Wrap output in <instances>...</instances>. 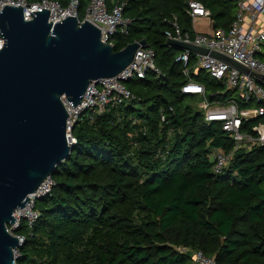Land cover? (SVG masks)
<instances>
[{
  "label": "trees",
  "instance_id": "1",
  "mask_svg": "<svg viewBox=\"0 0 264 264\" xmlns=\"http://www.w3.org/2000/svg\"><path fill=\"white\" fill-rule=\"evenodd\" d=\"M88 1L79 0V18ZM196 1L216 27L234 19L231 0ZM122 2L132 24L116 48L144 39L164 77L130 80L137 100L81 115L32 228L22 221L16 231L24 238L16 264H194L179 248L216 264H264V148L236 151L213 171L214 153L233 144L187 104L178 51L164 46V19L190 30L187 0H107ZM195 80L214 86L201 72Z\"/></svg>",
  "mask_w": 264,
  "mask_h": 264
},
{
  "label": "water",
  "instance_id": "2",
  "mask_svg": "<svg viewBox=\"0 0 264 264\" xmlns=\"http://www.w3.org/2000/svg\"><path fill=\"white\" fill-rule=\"evenodd\" d=\"M30 15L32 19L24 21L21 7L0 11V264H13V251L20 247L7 231L15 223L13 213L25 207L28 196L72 152L63 99L78 106L91 82L117 76L137 49L146 47L142 39L116 51L102 43L100 31L86 21L79 25L68 16L52 24L46 9ZM164 46L208 53L171 40Z\"/></svg>",
  "mask_w": 264,
  "mask_h": 264
},
{
  "label": "built area",
  "instance_id": "3",
  "mask_svg": "<svg viewBox=\"0 0 264 264\" xmlns=\"http://www.w3.org/2000/svg\"><path fill=\"white\" fill-rule=\"evenodd\" d=\"M235 4L234 19L226 27H212L210 11L199 1L187 0V14L191 19V28L183 32L178 22L164 19L170 26L164 31V45L167 41H176L207 50L208 53L178 52L175 62L181 66L183 84L181 93L192 98H199L198 112L204 122L216 123L231 140L233 148L226 152L218 149L214 153V172L222 170L239 150L251 151L264 148V61L259 55L264 54V0H231ZM125 3L108 6L107 0H89L83 17L79 18V0H0V11L4 6L21 7L24 21H30L31 12L49 10V22L52 24L75 17L80 25L84 21L100 31L101 42L110 48H116V37L126 35L132 24L129 17L123 15ZM196 19H207L212 27L210 33H198L194 28ZM138 42V41H135ZM3 39L0 38V50ZM171 48L169 46H166ZM210 53H216L230 59L240 67H235ZM154 50L146 43L139 47L131 63L117 76L91 82L81 103L72 107L63 99L68 112L67 134L68 145H73L72 128L80 121L81 115L87 111L93 116L103 115L109 107L127 101L137 100L127 88V82L133 79H145L148 75L164 77L162 70L156 65ZM206 74L214 86H210V98L205 86L195 80L198 73ZM221 96V98H220ZM163 120V118H162ZM54 182L47 177L37 190L28 196L25 207L13 213L15 223L7 227V231L18 239L19 248L13 251L16 264L19 249L24 243L22 236L16 235L21 222L31 229L37 212L34 207L37 201L49 196ZM190 252L194 264H216L213 257L200 250L179 248Z\"/></svg>",
  "mask_w": 264,
  "mask_h": 264
},
{
  "label": "rangeland",
  "instance_id": "4",
  "mask_svg": "<svg viewBox=\"0 0 264 264\" xmlns=\"http://www.w3.org/2000/svg\"><path fill=\"white\" fill-rule=\"evenodd\" d=\"M208 23L209 21L207 19H196L193 25L198 33H210L212 27ZM209 92L210 91H208V93ZM187 104H189L192 109L196 110L199 104V98L195 97L191 102L187 101Z\"/></svg>",
  "mask_w": 264,
  "mask_h": 264
},
{
  "label": "crops",
  "instance_id": "5",
  "mask_svg": "<svg viewBox=\"0 0 264 264\" xmlns=\"http://www.w3.org/2000/svg\"><path fill=\"white\" fill-rule=\"evenodd\" d=\"M195 28V27H194ZM196 30V29H195ZM194 99V98H193Z\"/></svg>",
  "mask_w": 264,
  "mask_h": 264
}]
</instances>
